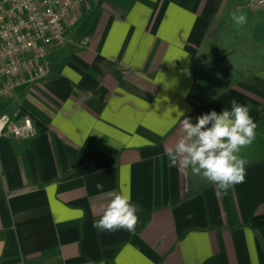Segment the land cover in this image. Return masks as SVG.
I'll return each instance as SVG.
<instances>
[{
	"label": "crops",
	"instance_id": "crops-1",
	"mask_svg": "<svg viewBox=\"0 0 264 264\" xmlns=\"http://www.w3.org/2000/svg\"><path fill=\"white\" fill-rule=\"evenodd\" d=\"M258 1L89 0L80 9L47 55V75L0 100V114L29 116L37 131L0 139V264H264ZM232 100L250 109L255 139L239 153L244 181L221 192L191 168L169 167L165 153L180 120L230 110ZM110 193L138 207L134 233L93 227Z\"/></svg>",
	"mask_w": 264,
	"mask_h": 264
},
{
	"label": "clouds",
	"instance_id": "clouds-1",
	"mask_svg": "<svg viewBox=\"0 0 264 264\" xmlns=\"http://www.w3.org/2000/svg\"><path fill=\"white\" fill-rule=\"evenodd\" d=\"M232 20L236 25L247 22L245 15L236 13ZM230 104V110L202 114L195 123L191 117L180 120L178 135L165 153L169 167L191 168L193 175L214 184L221 192L244 181L247 161L239 153L255 139L256 124L249 115L250 109L236 100ZM96 187L101 189L102 185ZM109 195L110 200L93 227L100 232L123 229L134 233L138 207L130 202V194Z\"/></svg>",
	"mask_w": 264,
	"mask_h": 264
},
{
	"label": "built area",
	"instance_id": "built-area-1",
	"mask_svg": "<svg viewBox=\"0 0 264 264\" xmlns=\"http://www.w3.org/2000/svg\"><path fill=\"white\" fill-rule=\"evenodd\" d=\"M88 1L0 0V100L47 75V55L64 45L67 32L77 24L80 9ZM36 135L29 116L0 114V139L26 142Z\"/></svg>",
	"mask_w": 264,
	"mask_h": 264
},
{
	"label": "rangeland",
	"instance_id": "rangeland-1",
	"mask_svg": "<svg viewBox=\"0 0 264 264\" xmlns=\"http://www.w3.org/2000/svg\"><path fill=\"white\" fill-rule=\"evenodd\" d=\"M1 112H2V110H1Z\"/></svg>",
	"mask_w": 264,
	"mask_h": 264
}]
</instances>
